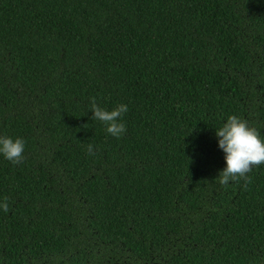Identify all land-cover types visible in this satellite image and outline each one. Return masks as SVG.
I'll use <instances>...</instances> for the list:
<instances>
[{
    "label": "trees",
    "instance_id": "trees-1",
    "mask_svg": "<svg viewBox=\"0 0 264 264\" xmlns=\"http://www.w3.org/2000/svg\"><path fill=\"white\" fill-rule=\"evenodd\" d=\"M92 99L127 104L121 137ZM229 115L264 139V0H0V135L25 141L0 264H264V164L216 178Z\"/></svg>",
    "mask_w": 264,
    "mask_h": 264
},
{
    "label": "clouds",
    "instance_id": "clouds-1",
    "mask_svg": "<svg viewBox=\"0 0 264 264\" xmlns=\"http://www.w3.org/2000/svg\"><path fill=\"white\" fill-rule=\"evenodd\" d=\"M92 119L101 122L105 131L112 137L119 138L126 132L122 121L128 111L127 104H118L111 110L99 107L95 100L90 102ZM217 147L223 153L224 167L218 170L216 178L221 184H227L237 177L247 179L246 174L260 164H264V139L244 119L237 115H229L222 125L215 128ZM25 141L20 137L0 135V157L12 164H20L23 160ZM88 155H95L91 144L87 147ZM7 198L0 200V210L7 212Z\"/></svg>",
    "mask_w": 264,
    "mask_h": 264
}]
</instances>
